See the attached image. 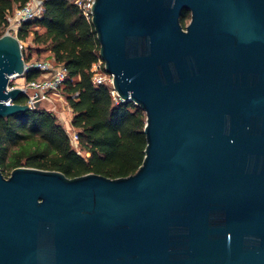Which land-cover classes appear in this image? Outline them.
Here are the masks:
<instances>
[{
    "label": "water",
    "instance_id": "water-1",
    "mask_svg": "<svg viewBox=\"0 0 264 264\" xmlns=\"http://www.w3.org/2000/svg\"><path fill=\"white\" fill-rule=\"evenodd\" d=\"M185 13L191 22L183 27ZM124 103L146 115L128 178L0 169V264H264V0H95ZM20 41L0 38V120Z\"/></svg>",
    "mask_w": 264,
    "mask_h": 264
},
{
    "label": "trees",
    "instance_id": "trees-1",
    "mask_svg": "<svg viewBox=\"0 0 264 264\" xmlns=\"http://www.w3.org/2000/svg\"><path fill=\"white\" fill-rule=\"evenodd\" d=\"M31 0H0V38L8 18ZM40 18L21 25L20 42L33 35V44L44 47L51 60L64 66L68 79L62 89L73 112L72 127L80 137L79 155L57 118L41 108L0 120V169L8 178L19 168L62 173L68 179L94 174L116 180L135 175L143 165L147 141L146 115L134 103L116 104L108 86L93 85L92 68L100 59L94 27L69 0H40ZM187 13L183 18L186 27ZM26 64L31 51L22 49ZM37 61H40L38 59ZM44 61V60H41ZM40 72L24 75L38 80ZM17 104L26 105L20 97Z\"/></svg>",
    "mask_w": 264,
    "mask_h": 264
},
{
    "label": "built area",
    "instance_id": "built-area-1",
    "mask_svg": "<svg viewBox=\"0 0 264 264\" xmlns=\"http://www.w3.org/2000/svg\"><path fill=\"white\" fill-rule=\"evenodd\" d=\"M69 1L74 3L80 9L82 15L92 23L95 0ZM43 11V2L40 0H31L24 7L16 9L8 18L9 26L5 35H10L18 39L17 34L21 25L40 18ZM21 47L23 49L22 45ZM31 70L40 72L41 77L32 82H27L24 76L19 77L24 78V83L17 88H20L27 98L26 105L31 110H37L44 104L52 103L55 95H58L62 91L68 79V72L64 66L57 64L54 60L32 61L30 64H26L25 74ZM91 72L93 74L92 82L94 86H108L114 102L116 104L124 103L114 89L113 77L106 73L105 63L101 58L93 65ZM70 126L71 129L65 132L70 140L72 149L81 155L80 137L73 129L72 121Z\"/></svg>",
    "mask_w": 264,
    "mask_h": 264
},
{
    "label": "rangeland",
    "instance_id": "rangeland-1",
    "mask_svg": "<svg viewBox=\"0 0 264 264\" xmlns=\"http://www.w3.org/2000/svg\"><path fill=\"white\" fill-rule=\"evenodd\" d=\"M185 21L186 26H188L191 22V13L187 14ZM21 45L25 49L26 54H29V51H31L32 61H36L38 59H40V61L51 60V54L46 51L44 47H36L33 44V35H30L26 42H21ZM23 83L24 78H14L11 80L10 88H17L20 85H23ZM41 109L51 112L57 118L58 123L62 125L65 131L71 129L70 123L73 119V112L70 109L66 97L63 95V91H61L58 95H55L52 103L42 105ZM81 155L86 156L82 150Z\"/></svg>",
    "mask_w": 264,
    "mask_h": 264
},
{
    "label": "flooded vegetation",
    "instance_id": "flooded-vegetation-1",
    "mask_svg": "<svg viewBox=\"0 0 264 264\" xmlns=\"http://www.w3.org/2000/svg\"><path fill=\"white\" fill-rule=\"evenodd\" d=\"M188 14V13H187Z\"/></svg>",
    "mask_w": 264,
    "mask_h": 264
}]
</instances>
